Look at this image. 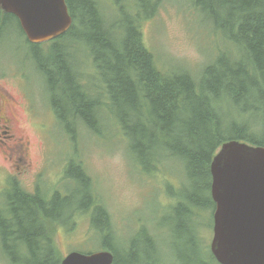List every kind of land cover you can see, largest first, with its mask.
Listing matches in <instances>:
<instances>
[{"label": "trees", "instance_id": "obj_1", "mask_svg": "<svg viewBox=\"0 0 264 264\" xmlns=\"http://www.w3.org/2000/svg\"><path fill=\"white\" fill-rule=\"evenodd\" d=\"M203 6L197 0H190L193 2L197 10L200 11V19L210 23L211 21H220L228 32V37L231 39V25L237 19L246 20L245 24L241 26L246 29V38L250 40L248 50L250 52V58L256 65L261 67L264 66V9L256 5L252 0H201ZM69 9L75 18L77 24H74L69 32L58 38L53 44L50 42L51 54L44 56L40 49V46L31 44L34 49L35 62L37 63L40 71L45 74L46 64L51 62L56 63L57 71L54 74V78L47 81V84L51 91L56 90V84L58 79H62L66 83L61 84V92L63 95L59 98L61 108L57 110L59 118L66 114V110L79 113L87 121H92L90 117L94 105H99V97H96V91L93 93V102L85 100L83 96L78 93V90H73L71 79L69 76L70 70L68 69L67 62L70 60L68 55L62 48H57V45L65 47L64 44H68L70 39L75 36L79 28H83V32H86L85 41L90 45L93 53L92 57L94 75H100L101 70L104 69V61L108 60L109 54L106 53L105 49L107 44V38L102 33L99 24L97 23L96 17L102 19L98 10V7L92 8L87 0H67ZM135 3L136 12L129 14L128 18L133 25L126 21V31L124 38V48L126 52L120 54L118 51L115 52L114 56L118 63L114 66L115 88L110 89L106 94L107 103H104L103 110L105 114L101 112V116L111 115L114 112V107L117 111L134 109L137 111L141 110L140 101L136 94V89L133 83L130 81L129 76L126 72V67H122L119 63L129 65L132 67H138L143 70V77L147 81V93L151 99L153 110L158 114L157 118H151L150 121L142 125H135L131 127H125L124 129L130 138V145L127 148V152L130 155L134 153L144 164L142 167L148 174L155 173L158 169L151 160H156L157 163L165 161L167 159L175 158L177 164L184 170L191 181L192 185L190 188L196 191L201 189L204 191L211 190V171L210 165L214 154L218 151L220 146L227 140L237 139L239 141L247 142L249 144H261L264 145V123L259 122V114L264 111L263 105H256L255 107H248L237 104L236 95L232 91H236L237 88L228 84L225 87V91H220L225 99L228 95L233 98V104L224 106L220 110L223 123L228 129L222 132L220 126L216 122H211V111L209 103L206 100L197 98L193 95L192 91H189L187 96L186 105L178 102L180 95L186 92L185 86L181 83L173 85H161L156 79V76L152 73L161 74L166 77L174 76H187L193 78L194 76L186 70H173V67L167 65L163 66L159 63L154 56L146 50L145 44L141 38V27L140 19L142 22L149 19L153 13L158 9L165 0H143L133 1ZM230 3V4H229ZM146 5L152 6V11L148 12L145 9ZM209 8L213 7L215 12L207 10L205 6ZM84 9V13L82 12ZM4 18V19H3ZM3 19V23L0 24V30L4 29L7 24H15V16L10 13L4 14L0 10V21ZM258 25H253V23ZM135 28H139L136 32ZM92 35V40L88 38V35ZM129 35V36H128ZM128 36V37H127ZM132 38L133 41H130ZM114 40H121L115 38ZM114 52V51H113ZM226 52H219L215 61L207 65L204 70V74L211 70L217 69L218 64ZM67 58H66V57ZM241 60V59H240ZM105 71V70H104ZM106 72V71H105ZM171 75V76H168ZM252 79L254 81L259 80L257 73H252ZM217 81H219L217 77ZM221 84V83H220ZM68 86L65 87V86ZM104 88V87H103ZM108 89V87H106ZM244 98H247L243 96ZM97 98V99H96ZM58 100V99H57ZM57 100L53 97L52 101L56 107ZM121 101V104L118 102ZM59 111V112H58ZM263 124V125H261ZM249 130V134L242 132L241 128ZM184 128V134H180V131ZM238 129V130H237ZM229 134H232L228 137ZM161 143V148L156 152H151L153 143ZM145 153H149V160H146ZM191 171L194 175H191ZM70 173V172H69ZM74 175L77 179L80 173ZM186 174V175H187ZM79 188L83 187L82 190H87L88 181L81 183ZM38 183L35 185V193H26L22 191L19 185L13 183L6 192V201L8 203V214L5 215V219L2 218L0 213V232L2 235V244L7 250L10 264H17V261L24 260L27 263H31L28 260L27 254L31 249H35V240L40 234L43 235L44 223L42 214L50 216L49 213L57 215V199L62 197L55 194L52 200L48 202H42L40 196L47 197L46 193L43 192L39 187ZM196 193H188L187 197L195 204H199V200L196 199ZM63 201L66 203L68 197L66 194ZM52 201V202H51ZM202 201V200H200ZM213 202V199L211 198ZM214 203V202H213ZM97 211H102L101 208L97 207ZM54 218V217H51ZM6 221L5 225H1ZM93 220V224L103 227L100 223ZM96 224V225H95ZM97 228V227H96ZM66 230L64 225H60L56 228L55 232L61 233ZM53 235V234H52ZM19 244V248L17 246ZM49 245V242H48ZM23 246V249H21ZM50 247V245H49ZM52 248V246H51ZM27 250L28 252H24ZM56 257V254H55ZM200 259V258H199ZM197 256L194 258H186V262L183 264H203L199 261ZM28 260V261H27ZM40 264H53L49 259L41 260ZM56 264L58 262L56 261ZM60 264V263H59Z\"/></svg>", "mask_w": 264, "mask_h": 264}, {"label": "rangeland", "instance_id": "obj_2", "mask_svg": "<svg viewBox=\"0 0 264 264\" xmlns=\"http://www.w3.org/2000/svg\"><path fill=\"white\" fill-rule=\"evenodd\" d=\"M188 2L190 0H176L177 6H167L166 3L165 6H161L157 10L151 19L146 20L143 28L145 44L152 45V42L165 38L167 41V55L169 48L180 49L189 43H194L197 46L196 36L185 29L184 17L186 14L192 19L194 16L199 17L200 11L196 9L194 4L189 7L182 6ZM16 21L15 24L9 23L1 30L0 70L12 71V73L8 72L9 76L3 77L6 81L3 84L7 85L8 90L13 95L20 97L19 88H22L24 81V88L28 97L34 103L36 116L30 115L29 123L17 121V138H20L18 140L23 142L24 145L17 144L16 148L19 155L26 159L20 170L15 167L11 160L7 161L0 143V194H2L5 187V180L1 172L7 176L9 181L19 185L22 191L27 194L35 191L37 179L44 185L46 176V188L50 190L52 179L54 180L56 177L52 187L60 186V183L63 182L64 191L66 197H68L66 203L69 204V209L63 210L64 214H69L70 210L77 209L79 211V208L83 206L89 208L99 207L102 211H97L94 217L89 216V222L86 215L79 214L78 223L73 219L68 224H63L69 235L59 237L57 235L52 237V234L55 233L54 228H57L55 226L56 221L51 218L55 215L49 213L50 216H45L42 214V217L44 216L43 223H45L43 225V235L46 234V238L48 240L51 238L54 243L57 241L59 247L65 249L66 254L72 249H78L81 252L99 250L105 248L106 242H110L115 246V264H121L118 256L119 248L126 250L141 235L148 234L160 244L168 243V245H171L174 239L180 242L182 239L180 231L188 220L190 213L191 219H193L190 221L191 226H193L192 229L199 235L198 241L193 233L191 234L194 249L197 251L195 254L197 258H203L201 252L209 253L206 243L211 239L213 233L214 203L211 201V190L207 192L202 189L200 191L193 190L190 188L192 186L190 185L191 181H189L190 187L185 185L181 174L175 175L169 171L170 168H166L168 163L173 161L164 163L152 180L147 178L146 181H136L130 167L127 166L124 169L127 154L123 141L119 142L118 140H107L105 138L94 139L99 146L97 145L95 153L91 154L87 150H92L94 145L88 147L86 143L84 144V141L75 144L72 138L67 139L65 134L62 133L61 138L56 131V125L55 128L46 122V127H43L44 119L46 120V104L42 97L40 85L42 79L36 75L34 65L30 59V54L35 51L32 46L23 40L26 37L19 27L20 24L17 18ZM187 22H191V18H187ZM156 24L163 27L164 33L153 36L152 28ZM190 28L192 30L196 29L193 20ZM31 44L40 46V43L37 42ZM44 44L42 51L48 54V44L47 42ZM57 48L65 50L61 45H57ZM85 53H88V51L83 47L80 54ZM168 65L176 67L173 58L168 59ZM16 69L20 72L22 78H18L13 73ZM9 109L19 113L18 108L9 107ZM49 122L51 121L49 120ZM104 124L111 125V122L106 121ZM1 133L7 135V129H0V141L3 140ZM110 133L111 130L108 131L109 135ZM82 138H85L86 142L91 140V132L84 131ZM76 150L81 153L80 156H76ZM117 152L122 153L120 158H117ZM71 160H78L75 167L82 170V172L86 170L99 185L88 182L86 186L88 189L82 191L78 187V179L73 175L72 170L71 173L67 170ZM115 162L121 167V174L113 170ZM164 179L171 182L168 186H171L172 189L167 190L166 182H164V188H161ZM194 192L199 204L195 203L193 205L187 194ZM84 193L85 198H82ZM92 193L96 197L95 201L94 198L89 199V195ZM97 195H99L98 199ZM180 197L186 202V205L181 203ZM61 198H64V196ZM4 204V195H0L1 214ZM193 208H195L196 213L194 211L190 212ZM93 220H103L96 221L103 227L95 224L96 228ZM197 223H202L203 226H195ZM91 224H93L94 233H92ZM107 234L110 236H107ZM106 237L110 241H106ZM2 242L0 232V264H10L7 250H5ZM17 246L19 248V244ZM52 249L59 264L60 253L54 244H52ZM164 253L167 254V257L173 255L172 250ZM170 264L182 263L170 260ZM206 264L210 263L206 261Z\"/></svg>", "mask_w": 264, "mask_h": 264}, {"label": "bare ground", "instance_id": "obj_3", "mask_svg": "<svg viewBox=\"0 0 264 264\" xmlns=\"http://www.w3.org/2000/svg\"><path fill=\"white\" fill-rule=\"evenodd\" d=\"M133 1H143V0H87V3L92 7H98L101 20L96 17L97 23L100 26L102 33L107 38L106 44V53L109 54L108 60L104 61V69L101 71L100 75H95L92 77L87 76L82 70H78V64L72 60L67 62L68 69L70 70L69 76L72 83L73 90H78V93L85 98L86 101L93 102V93L96 91V97H99V106L94 105V110L90 115L93 118L92 121L85 120L79 113L73 112L71 110H66V114L60 117V131L62 134H65L67 139H73L78 144L84 141V144L88 147L93 146L95 144L94 139H107V140H118L124 142V146L126 148L130 145V138L127 135L125 127H131L135 125H142L147 121H150L151 118L156 119L158 114L155 110H153L152 102L150 97L147 93V81L143 77V70L138 67H132L129 65H122V67H126L127 75L129 76L130 81L133 83L136 89V94L138 95V99L140 101L141 110L137 111L134 109H126L117 111V108L114 107V112L111 115L101 116V112L105 114L104 103H107V96L110 89L115 88V84L113 85V81L115 79V72L114 66L118 63L117 59H115V52H119L120 54H124L126 52L124 48V40H122L127 33L125 25L126 21L130 24L128 15L136 12L135 3ZM202 6V1L197 0ZM256 2L255 4L259 7L264 9V0H252ZM177 6L176 0H165L162 3V7L165 6ZM193 2L185 3L182 6H190ZM230 4V3H229ZM159 6L158 9L161 7ZM207 10L215 12L213 7L209 8L207 5L205 6ZM145 9L148 12L152 11V6L146 5ZM157 9V10H158ZM84 9L82 8V12ZM157 10L153 13V15L149 18L151 19ZM187 18H191V22L193 20V24L196 27L195 30L190 28L191 22H187ZM140 19V27H141V38L142 42H144V22ZM147 19V20H149ZM246 20L244 19H237L231 25V32L232 37L229 39L228 32L225 30L224 25L222 22L218 21H211L208 23L207 21L200 19V14L198 16H194L193 19L188 14L184 17V24L185 29L196 36L197 38V46L199 50L204 55L203 63L198 66V68L194 70L187 69L179 64L176 63V67H173V70H186L189 71L194 77H187V76H174V77H166L161 74L155 73L152 70L156 79L161 83V85H173L181 83L185 87L186 92H183L180 95L178 102L186 105L187 103V96L189 95V91H192L193 95L197 98L206 100L209 103L210 111H211V122H216L222 132H225L228 127L224 125V121L222 116L220 115V110L224 106H229L233 104L234 101L231 96L228 95V98L225 99L224 96L221 94L220 91H225V87H228V84L232 85L233 87L237 88L234 92L230 90L234 95H236V102L237 104L248 106V107H255L256 105H263L264 104V66L256 65L255 62L250 58V52L248 50V46L250 45V40L246 37V29L241 26L244 25ZM253 25H258L256 22ZM139 29V28H138ZM135 28L136 32L138 31ZM84 31V30H83ZM81 32L80 37L83 41H87L85 38L86 32ZM164 29L160 24H156L152 28V35L157 36L159 34H163ZM1 36V30H0ZM92 35H88V38L92 40ZM129 36V35H128ZM127 36V37H128ZM115 38L121 40H114ZM130 41H133L132 38ZM247 43V44H246ZM146 50H148L153 56L154 59H157L160 64L163 66L168 65V58H167V41L165 38L162 40H157L152 42V45L145 44ZM114 51V52H113ZM219 52H226L224 56H222L218 68L211 70L210 72L204 74L205 67L207 65L212 64ZM34 53L30 54V59L34 61L35 64V72L44 74L40 71L37 63L35 62ZM241 59V60H240ZM57 68L56 63L51 62L45 68V74L47 81L49 82L50 79L54 78V74L57 73L55 71ZM106 72H105V71ZM257 73L259 75V80L256 82L252 78V73ZM171 76V75H168ZM45 77V76H44ZM217 77L220 82L217 81ZM56 90L53 92V97L57 100L56 108L57 110L61 108L60 97L63 95V91L61 92V84L66 83L65 77L64 81L62 79H58L56 81ZM173 83V84H172ZM221 83V84H220ZM65 87L68 88L66 85ZM104 87V88H103ZM108 87V89L106 88ZM243 96L247 97L244 98ZM96 98V99H97ZM121 104V101L118 102ZM59 112V111H58ZM106 121L111 122V125L104 124ZM259 122L264 123V111H261L259 114ZM238 129L241 127H237ZM237 129V130H238ZM242 129V132L245 134H249V130ZM111 130L110 135L108 131ZM184 128L180 131V134L186 135L184 132ZM84 131H89L92 134L91 140L86 142V139L82 138ZM232 134H229L230 137ZM69 136V137H68ZM62 138V136H60ZM259 146L264 147V145L257 144ZM161 148V143L155 142L151 147V152H156ZM76 156H80V152L76 150ZM146 160H149V153H145ZM131 159L139 166H143L144 164L142 161L137 157L136 154H130ZM78 160H71L68 164V172H73V175H77L76 173H80L78 176V180L81 183H85L88 181V176H86L82 170H79L76 166ZM169 171L175 175H180L183 177L185 185L190 187L189 185V176L188 174L181 169V167L175 163L169 169ZM187 174V175H186ZM191 175L193 176L194 173L191 171ZM156 176V174H153ZM83 186V185H82ZM81 190L83 187L80 188ZM86 191V190H82ZM179 196V195H176ZM53 198V197H52ZM82 198H85V193L82 195ZM94 198L96 199L95 195L90 194L89 199L91 200ZM40 200L44 203L46 201H50L49 198H45L44 196H40ZM52 200V199H51ZM181 203L186 205V202L181 199ZM57 215L54 216V220L56 221L55 225H63L68 224L73 219L78 223L79 214H83L86 216L94 217L97 212L96 207H88L83 206L77 210H70L69 214H64L63 210L69 209V204L65 203L61 197L57 199ZM52 202V201H51ZM191 202V201H190ZM194 205V204H193ZM8 203L3 205L2 208V218L5 219V215L8 214ZM86 207V208H84ZM88 207V208H87ZM196 211L193 208L190 212ZM5 217V218H4ZM185 221V220H180ZM191 214L189 213L188 220L184 224L181 229V241L178 242L177 240H173L171 245L168 243L160 244L156 240H154L150 235L144 234L141 235L140 238L134 242H132L126 250L119 248L118 256L119 261L121 264H170V260H176L180 263H185L186 258H194L196 256V249H194V242L191 236L192 234V227L191 226ZM6 221H4L1 225H5ZM45 224V223H44ZM187 226V227H186ZM107 236H110L107 234ZM104 237V236H102ZM106 241H110L108 237L105 239ZM49 242V245H48ZM51 238L48 240L45 235L37 236L35 240V249H31L27 256L29 257L28 260H31V263H27L24 260L17 261V264H40L41 260H50L53 264H56V257L53 252ZM104 246L110 253L115 257V246L112 245L110 242H106ZM116 245H118L116 243ZM23 249V246H21ZM172 250L173 255L172 257H167V253ZM25 252H28L27 250ZM199 259V258H198ZM27 260V261H28ZM201 263L206 264V261L201 258L199 259ZM16 264V263H15Z\"/></svg>", "mask_w": 264, "mask_h": 264}, {"label": "water", "instance_id": "obj_4", "mask_svg": "<svg viewBox=\"0 0 264 264\" xmlns=\"http://www.w3.org/2000/svg\"><path fill=\"white\" fill-rule=\"evenodd\" d=\"M20 18L31 41L68 28L63 0H0ZM216 204L212 250L222 264H264V147L232 139L222 144L211 163ZM109 252L70 253L62 264H112Z\"/></svg>", "mask_w": 264, "mask_h": 264}, {"label": "clouds", "instance_id": "obj_5", "mask_svg": "<svg viewBox=\"0 0 264 264\" xmlns=\"http://www.w3.org/2000/svg\"><path fill=\"white\" fill-rule=\"evenodd\" d=\"M168 55L173 58L174 62L190 70L198 68L203 63L204 55L194 43L186 44L184 47L169 48ZM122 153L117 152V158H120Z\"/></svg>", "mask_w": 264, "mask_h": 264}]
</instances>
